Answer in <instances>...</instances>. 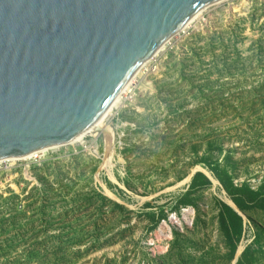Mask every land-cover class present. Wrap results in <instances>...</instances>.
<instances>
[{
    "label": "rangeland",
    "instance_id": "obj_1",
    "mask_svg": "<svg viewBox=\"0 0 264 264\" xmlns=\"http://www.w3.org/2000/svg\"><path fill=\"white\" fill-rule=\"evenodd\" d=\"M103 122L8 160L0 264H264V0L203 9Z\"/></svg>",
    "mask_w": 264,
    "mask_h": 264
},
{
    "label": "water",
    "instance_id": "obj_2",
    "mask_svg": "<svg viewBox=\"0 0 264 264\" xmlns=\"http://www.w3.org/2000/svg\"><path fill=\"white\" fill-rule=\"evenodd\" d=\"M221 0H0V160L92 129L139 67Z\"/></svg>",
    "mask_w": 264,
    "mask_h": 264
},
{
    "label": "bare ground",
    "instance_id": "obj_3",
    "mask_svg": "<svg viewBox=\"0 0 264 264\" xmlns=\"http://www.w3.org/2000/svg\"><path fill=\"white\" fill-rule=\"evenodd\" d=\"M219 2V1H218ZM216 3V2H215ZM209 6V5H208ZM206 8V7H205ZM200 13V12H199ZM198 13V14H199ZM197 14V15H198ZM197 15H195L185 26H187V25H189L190 23H191V21L197 16ZM184 26V27H185ZM183 27V28H184ZM183 28H181V31L183 30ZM180 32V31H179ZM168 41V40H167ZM164 44V43H163ZM163 44L159 47V49L155 52V54H154V56L158 53V51H160L161 50V48L163 47ZM154 56L152 57V58H150L149 60H151V59H153L154 58ZM149 60H147V61H149ZM147 61H145L143 64H142V66H140L139 68H141V67H143L146 63H147ZM139 70V69H138ZM137 70V71H138ZM137 71H136V73H137ZM135 73V74H136ZM135 74H134V76H135ZM133 76V77H134ZM133 77L131 78V80H130V82L126 85V87L122 90V92H120V94L115 98V100L113 101V103L111 104V106L109 107V109L107 110V112H106V114L99 120V122L92 128V129H90V130H88V131H86V132H84V133H82L81 135H79L75 140L77 141V140H79V139H81V137L85 134V133H87V132H89V131H94V130H102V131H106L107 132V129H106V126L104 125V122H103V120H104V118H105V116L108 114V112L111 110V108H113V106L117 103V101H118V99H119V97L123 94V93H126V91H127V89H128V87H129V84L132 82V80H133ZM109 131V130H108ZM111 131V130H110ZM108 134H109V132H108ZM111 134H112V132H111ZM110 137V136H109ZM109 137H108V139H109ZM111 141V140H110ZM71 142H73V141H71ZM109 145V144H108ZM55 146H57V145H50V146H47V147H45V148H42V149H39V150H36V152H34V153H31V154H28V155H26V156H23V157H20V158H7V159H3V160H0V162H3V161H8V160H25V159H28V158H31V157H35L38 153H43V152H45L46 150H48V148H51V147H55ZM110 146V145H109ZM107 157V156H106ZM11 162H14V161H11ZM106 163V162H105ZM165 232V228H164V226H162V228L160 229V231H159V233H160V235H162L163 233Z\"/></svg>",
    "mask_w": 264,
    "mask_h": 264
},
{
    "label": "built area",
    "instance_id": "obj_4",
    "mask_svg": "<svg viewBox=\"0 0 264 264\" xmlns=\"http://www.w3.org/2000/svg\"><path fill=\"white\" fill-rule=\"evenodd\" d=\"M10 162L11 161H3V162H0V172L1 171H4L7 168V166H9Z\"/></svg>",
    "mask_w": 264,
    "mask_h": 264
}]
</instances>
